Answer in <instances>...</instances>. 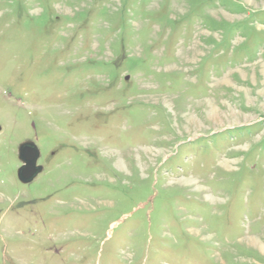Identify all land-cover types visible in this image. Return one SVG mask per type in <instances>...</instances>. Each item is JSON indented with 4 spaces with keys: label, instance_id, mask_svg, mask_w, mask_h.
I'll return each mask as SVG.
<instances>
[{
    "label": "rangeland",
    "instance_id": "1",
    "mask_svg": "<svg viewBox=\"0 0 264 264\" xmlns=\"http://www.w3.org/2000/svg\"><path fill=\"white\" fill-rule=\"evenodd\" d=\"M0 264H264V0H0Z\"/></svg>",
    "mask_w": 264,
    "mask_h": 264
},
{
    "label": "water",
    "instance_id": "2",
    "mask_svg": "<svg viewBox=\"0 0 264 264\" xmlns=\"http://www.w3.org/2000/svg\"><path fill=\"white\" fill-rule=\"evenodd\" d=\"M25 151L29 154L26 155ZM40 152L32 142H24L20 145V160L24 166L19 170L18 177L22 183L28 184L42 171V167L37 166Z\"/></svg>",
    "mask_w": 264,
    "mask_h": 264
},
{
    "label": "flooded vegetation",
    "instance_id": "3",
    "mask_svg": "<svg viewBox=\"0 0 264 264\" xmlns=\"http://www.w3.org/2000/svg\"><path fill=\"white\" fill-rule=\"evenodd\" d=\"M25 154H26V155H28V154H29V152H28V151H25Z\"/></svg>",
    "mask_w": 264,
    "mask_h": 264
}]
</instances>
